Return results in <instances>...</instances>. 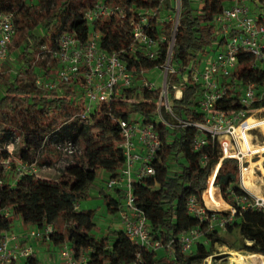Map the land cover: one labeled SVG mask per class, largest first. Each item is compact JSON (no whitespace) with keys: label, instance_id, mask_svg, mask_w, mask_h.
<instances>
[{"label":"trees","instance_id":"obj_1","mask_svg":"<svg viewBox=\"0 0 264 264\" xmlns=\"http://www.w3.org/2000/svg\"><path fill=\"white\" fill-rule=\"evenodd\" d=\"M198 1L201 7H197ZM231 1L178 0L176 8L174 0H109L124 8L126 18H104L97 23L100 48L126 63L134 75V85L122 89L115 101L99 105L86 118H80L77 114L84 109V104L77 88L79 80L62 81L54 89L38 87L37 78L55 79L58 63L53 58L55 63L49 69H43L45 74L39 75L32 62L36 47L44 41L42 33L51 34V56L59 36L65 31L84 42L89 28L83 12L97 0H0V12L13 15L14 38L21 46L16 55L19 69L5 79V91L0 96V121L20 132L23 145L11 154L6 151L0 155V241L17 220L36 228L51 225L53 232L49 240L52 244L68 243L74 257H86V264H200L211 255L206 244L225 243L218 235L222 230L208 231L207 224L199 222L187 210L188 199L194 196L201 202V194L203 196L208 189L207 178L221 157L219 141L206 133L200 134L194 127L171 128L156 122L159 89L147 91L138 82L142 72L159 68L166 62L172 23L165 18L178 12L169 57V65L175 71L167 76V93L175 116L203 122L204 116L197 105L200 87L190 80L187 68L199 54L214 50L212 45L217 33L213 19ZM252 1L257 7L264 5V0ZM143 10H153L160 19L156 24L153 22L148 33L153 38L165 37L153 60L148 59L144 48L132 39L130 19ZM251 60L249 54H239V67L230 83L239 79L244 83L264 84V70L251 68ZM7 62L2 65L0 78ZM21 75L28 76L29 81L23 83L19 79ZM173 85L183 88L180 99L174 98ZM238 95L237 90L230 92L217 107L225 111L240 108ZM161 112L172 122L163 108ZM133 115L153 124L161 141L151 162L154 175L132 184L135 205L146 218L153 240H158L164 247L159 251L135 245L122 229L108 226L100 233L96 223L99 208L78 209L76 206L91 199V192L96 191L106 214L118 216L123 204V190L107 189L105 184L109 179L119 178L125 167L117 121L128 120ZM199 134L205 144L194 149ZM11 140L10 133L0 136V149ZM65 142L78 145L80 152L67 156L74 158L73 162L59 167L55 179L19 175V166L37 163L49 144L58 146ZM246 167L245 164L242 169ZM242 169L240 173L236 159L220 161L214 187L220 190L221 198L231 210H235L223 230L226 233L237 231L238 250L264 255V209L253 205L242 207L238 202L252 201L247 190L240 187ZM14 170L16 175L11 180ZM218 214L228 217L224 212ZM195 227L202 230L203 242L199 240L191 252H181L180 234ZM25 262L38 264L33 255Z\"/></svg>","mask_w":264,"mask_h":264},{"label":"built area","instance_id":"obj_2","mask_svg":"<svg viewBox=\"0 0 264 264\" xmlns=\"http://www.w3.org/2000/svg\"><path fill=\"white\" fill-rule=\"evenodd\" d=\"M177 7L178 0H176ZM110 17L125 19L124 8L109 0H97L85 9L83 19L89 28L87 39L81 42L75 34L69 31L63 32L57 40L56 49L52 52V57L58 63L55 79L37 78L35 80L38 87L46 89H54L62 81L79 80L77 88L84 104V109L77 114L80 118H86L92 112L93 103L108 105L117 99L122 89H128L134 85V75L126 63L118 56L106 53L100 48V32L97 29V23ZM262 19H264V5L257 7L252 0H232L214 17L213 24L217 33V39L212 45L214 50L209 49L207 53L199 54L197 60L187 68L190 80L200 87L197 105L204 116L203 122L188 121L175 116L167 93V76L175 71L169 65V57L178 24V12L165 18L167 22L172 23V34L166 62L156 68L161 72L162 86L157 87L146 79L147 71L142 72L143 76L138 82L147 91L159 89L156 122L171 128L194 127L200 134L206 133L212 139L219 141L221 157L211 172V174L215 172L214 179L210 181L211 174L207 178L206 189L209 185L215 184L220 161L224 158L236 159L241 173L242 166L245 165L241 160L243 155L241 147L245 142L242 136L244 131L252 137L250 141L253 144L264 142V139H258V134L264 135V126L261 125L264 123V105H262L264 104V84L244 83L239 79H235L234 84L230 83L234 72L239 67L241 53L252 57L249 64L251 68L264 70V21ZM158 21L160 19L156 17L153 10L137 11L136 15L130 19L133 42L144 48V54L150 60L156 57L160 42L165 40L164 36L153 38L148 33L150 26ZM14 35L13 15L0 12V74L2 65L9 57V47ZM172 88L174 98L180 99L183 88L179 85H173ZM235 90L239 92L240 108L228 111L219 109L218 104ZM162 108L169 114L172 122L167 121L163 116ZM117 124L121 130L119 146L125 159V167L119 178L109 179L106 182V188L123 190V204L118 212V218L127 238L137 246L155 251L162 250L163 245L158 240H153L147 220L135 205L132 192V184L135 180L154 175L155 170L151 162L160 148V138L153 124L145 123L139 115H133L128 120L120 119ZM200 134L194 142V149H199L205 144ZM57 149L66 156H75L80 152L79 146L72 142L59 144ZM8 152L11 154V150ZM252 159L256 160V158ZM4 163L8 168L9 162ZM17 170L19 175H35L38 167L34 162L22 164ZM256 205L260 209L264 207V203L258 199ZM187 210L199 222H205L208 231L223 230L235 213L232 208L231 217L219 215L220 212L209 209L205 205L202 194L201 202L194 196L188 199ZM7 214L5 212V215ZM52 232V226L47 225L32 229L27 236L35 240H49ZM202 237L203 232L199 227L180 234L181 252H191ZM18 239L9 232L3 235L0 241V264H17L33 255L30 246L18 245ZM168 253L171 255L169 251ZM58 255L60 259L58 264H86L87 260L84 256L76 259L68 243L59 246ZM261 259H264V255L248 254L244 256L243 261L245 264H259L260 261H264Z\"/></svg>","mask_w":264,"mask_h":264},{"label":"rangeland","instance_id":"obj_3","mask_svg":"<svg viewBox=\"0 0 264 264\" xmlns=\"http://www.w3.org/2000/svg\"><path fill=\"white\" fill-rule=\"evenodd\" d=\"M176 3V0H174ZM35 2V1H34ZM197 7H201V2L198 1ZM43 38V42L40 43L35 51H34V56H33V68L35 71H38L39 75L45 74V71L43 69L47 70L53 63H55L53 57L50 55V36H47L45 33L41 34ZM22 45V44H21ZM21 50L20 43H18V39L14 38L10 47H9V57H8V62H7V68L2 71L3 77L0 78V96L4 94L5 91V79L8 78L9 74L15 75V71L19 69L18 63H17V57L16 55L19 53ZM53 72V71H52ZM145 78L148 79L149 81L153 82L157 87H161L163 83V78L161 76V72L159 69H154L147 71L145 73ZM19 79L25 83L29 81V77L25 75L19 76ZM99 106V104L93 103L91 108L92 110ZM264 126V123L261 124ZM10 133L12 136L11 142L5 143V145H1L0 149V155L6 153V151H10L13 153L14 150H20L23 145H22V135L20 134L19 131L14 129L13 127H10L7 123L4 121H0V136H3V134ZM242 136L245 139V144H246V149L241 150L243 153L241 160L242 163L246 165H250V163H256L255 169H254V177H255V186L260 194L259 197H255L252 193L248 192L247 193L252 197V201L246 202L243 200H239V205L242 207H246L248 205H253L257 207L256 201L257 199L260 200L262 203H264V142L253 144L250 139L249 134L244 131L242 133ZM258 139L262 140L264 139V135L258 134ZM248 146V147H247ZM252 149V150H251ZM262 152V153H261ZM245 158V159H244ZM252 158H256V160H253ZM262 159V160H261ZM74 158H68L65 154H63L60 150L57 149V146H54L53 144H49L48 147L46 148V151L40 156V158L37 161V173L34 175L35 177H47V178H52L54 179L56 177V173L59 167L64 166L68 163L73 162ZM262 166V167H261ZM174 170V168H172ZM213 172L211 175L214 176ZM16 175V170L11 172V177ZM242 177V174H241ZM13 177L11 178V180ZM211 176H210V181H211ZM240 187L241 182H240ZM78 209H93L95 207H98L99 210L97 212L96 216V223L98 227L100 228V233L105 232L106 228L108 226H111V228H116V226L113 224L114 220L117 218L116 217H111L106 214L105 206L100 198L97 197V192L92 191L91 192V199L87 201H82L80 204L76 205ZM264 209V207H262ZM221 212H224L228 214V217H231V209H219ZM228 210V211H226ZM230 210V211H229ZM16 222V221H15ZM13 223V225L15 224ZM219 237L222 238L225 243H220V242H214L211 246H209V243L206 244V246L210 250V256L214 257H208L206 258L202 263L200 264H208L210 261V264H233L234 263V258L236 256H230L229 252L231 253H237L240 255H244V253L240 250L237 249V245L239 244V235L236 230H234L232 233H226L224 230L219 231L218 233ZM204 238L200 239V242H203ZM248 244V241H245ZM206 243V242H205ZM160 253V252H158ZM221 258V259H220ZM230 258H233L231 260ZM264 260V259H261ZM264 262V261H260ZM259 262V264H260Z\"/></svg>","mask_w":264,"mask_h":264},{"label":"crops","instance_id":"obj_4","mask_svg":"<svg viewBox=\"0 0 264 264\" xmlns=\"http://www.w3.org/2000/svg\"><path fill=\"white\" fill-rule=\"evenodd\" d=\"M56 176H57V173H56ZM214 177H215V173H214L213 179H214ZM42 178H47V177H42ZM50 179H52V178H50ZM254 181H255V177H254L253 181H251V183H253L254 186L250 188L244 184L242 177L240 178V182H241L242 187L245 190H247L248 192L252 193L255 197H259L260 194L258 193V191L256 189ZM99 185H101V184L99 183ZM211 186L214 187V184ZM214 189L218 193V196L215 194H208V196L205 198V194H206L207 190L204 191L202 198H203L205 205L209 209L215 210L217 212H221L219 209H231V207L228 204H226L223 201V199L221 198V194L219 193L220 190L218 191L215 187H214ZM226 211H228V210H226ZM113 224L116 226L117 229H121V225H120V221H119L118 216L114 220ZM34 228H36V227L24 225V224H22L21 221L17 220L15 222V224L12 226V229L9 231V234L17 236L19 238L17 240V243L20 247L30 246L33 250V257H35L38 260V263L50 262L52 264H58L60 262L59 255H58L59 246L53 245L50 240H35V239L28 238V236H27L28 232ZM248 254L249 253H244V255H240L237 253L229 252L230 256H236V257L242 256L243 258H244V256H246ZM230 259L233 260V258H230ZM242 261H243V259H242ZM17 264H26V262L21 261V262H18Z\"/></svg>","mask_w":264,"mask_h":264},{"label":"bare ground","instance_id":"obj_5","mask_svg":"<svg viewBox=\"0 0 264 264\" xmlns=\"http://www.w3.org/2000/svg\"><path fill=\"white\" fill-rule=\"evenodd\" d=\"M248 147V146H247ZM246 149V144L243 143L242 144V147H241V150H245ZM252 150V149H251ZM262 153V152H261ZM264 158V157H262ZM245 159V158H244ZM262 160V159H261ZM256 163H250V165L246 168H244L242 170V180L244 182V184L247 186V187H253L254 184L251 183V181H253L254 179V167H255ZM262 167V166H261ZM211 179H213V175H211ZM208 194H215L218 196V193L215 191L214 187L213 186H209V188L207 189V192L205 194V198L208 196ZM210 199V198H209ZM219 201V200H218ZM260 201V200H259ZM213 203V202H212ZM243 257L242 256H237L235 257V261L233 264H245L244 261H242Z\"/></svg>","mask_w":264,"mask_h":264}]
</instances>
